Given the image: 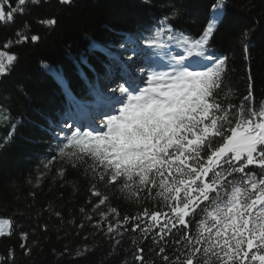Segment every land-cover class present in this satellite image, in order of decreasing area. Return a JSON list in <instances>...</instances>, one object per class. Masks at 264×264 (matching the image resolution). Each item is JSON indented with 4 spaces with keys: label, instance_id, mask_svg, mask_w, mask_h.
<instances>
[{
    "label": "snow or ice",
    "instance_id": "obj_1",
    "mask_svg": "<svg viewBox=\"0 0 264 264\" xmlns=\"http://www.w3.org/2000/svg\"><path fill=\"white\" fill-rule=\"evenodd\" d=\"M40 2L16 0L13 6L12 0H0V25L13 23L26 5ZM223 3L214 6L198 38L178 33L165 16L144 39L162 48L174 43L183 52L169 55L158 68L139 69L140 77L125 81L127 86L117 83L110 111L98 123H63L58 155L43 164L37 177L39 186L59 163L55 178L75 189L66 173L76 171L88 193L78 209L83 218L78 227L106 236L113 252L130 239L131 260L122 264H264V101L252 92L250 67L246 94L233 92L228 57L208 51L222 23ZM40 23L51 28L57 20ZM18 36L20 41L41 39ZM248 38L247 32L238 37L245 51ZM92 47L99 45L93 42ZM16 60L15 54L0 51V77ZM54 74L69 104L86 107L63 75ZM120 204L134 210L122 214ZM51 211L63 219L59 210ZM12 231L13 221L0 219V237ZM28 237L20 233L26 253L31 252ZM88 250L84 245L78 254Z\"/></svg>",
    "mask_w": 264,
    "mask_h": 264
},
{
    "label": "trees",
    "instance_id": "obj_2",
    "mask_svg": "<svg viewBox=\"0 0 264 264\" xmlns=\"http://www.w3.org/2000/svg\"><path fill=\"white\" fill-rule=\"evenodd\" d=\"M218 3L220 0H73L61 4L41 0L39 5H26L13 23L0 25V51L17 56L8 74L0 77V107L5 110L0 116L7 117L0 118V219L13 221L12 235L0 237V264H122L125 258L131 260L130 239L113 252L106 236L90 227L79 229L83 218L78 209L88 193L75 170L66 173L68 180L75 181V189L55 178L59 163L53 164L37 186L43 164L58 155L60 126L76 108L69 104L65 86L54 73L63 75L78 100L91 99L90 87L104 76L118 46L130 39L149 46L144 38L165 16L175 31L198 38ZM12 4L16 6V0ZM52 17L57 20L54 27L40 23ZM243 32L249 34L247 51L238 40ZM18 33L41 39L20 41ZM93 42L99 47H92ZM156 48L183 51L174 43ZM208 51L228 57L227 76L233 92L246 94L250 67L252 92L256 100L264 101V0H224L222 23L209 39ZM119 207L122 214L134 210L127 204ZM52 208L63 219L53 215ZM21 232L29 233L30 253L20 246ZM84 245L89 250L78 254Z\"/></svg>",
    "mask_w": 264,
    "mask_h": 264
},
{
    "label": "bare ground",
    "instance_id": "obj_3",
    "mask_svg": "<svg viewBox=\"0 0 264 264\" xmlns=\"http://www.w3.org/2000/svg\"><path fill=\"white\" fill-rule=\"evenodd\" d=\"M137 52H139V49H137L135 53L132 52L130 49H126L120 53V54H125L126 59L117 61L114 64V67L110 70V73L113 75V80L118 81V83H123V81L125 82V81L137 80L140 77L139 69L145 68V69L151 70L153 68H158L160 65H163L162 63H159V64L154 63L149 57H144L141 60L138 58H134ZM129 56L132 57L131 60L128 59ZM109 83L110 82L106 83L105 86H107V84ZM104 87L102 88V92L104 90ZM100 96L101 98H103L101 94ZM106 104L108 103L103 102V103H100L99 105H95L92 108L93 113L95 112V116H100L104 113L103 109L106 107Z\"/></svg>",
    "mask_w": 264,
    "mask_h": 264
},
{
    "label": "rangeland",
    "instance_id": "obj_4",
    "mask_svg": "<svg viewBox=\"0 0 264 264\" xmlns=\"http://www.w3.org/2000/svg\"><path fill=\"white\" fill-rule=\"evenodd\" d=\"M130 41H132V42H130ZM130 41L127 42L125 45H123V47L120 46L118 50L124 51L126 49H130L133 52V49H135V51H137V49H139V52H137L135 54L134 58H138V59L141 60L144 57H149L154 63H157V64H159V63L165 64V63H167V61L169 59V55H175L176 53L182 52V51H161V50H157L154 46H150V47L149 46H144L138 40H135V41L134 40H130ZM162 52H169V53L162 54ZM122 59H126V58L121 55L119 57V60H122ZM137 75H138V73H137ZM117 83H118V81H117ZM121 84H125V82H123ZM125 86H126V84H125ZM141 86H143V85H141ZM104 91H105V95H103V98L102 99L100 97H99V99L97 98L98 99L97 100V105H99L100 103H103V102L108 103V104H106V107L103 109V112L105 113V112L110 111L109 103H110V100H111L112 89L108 87ZM85 114H87L88 119L83 121V123L79 122L80 124H83V125L87 124L88 125V124H91L93 121L99 122V120H96L93 117V115L89 116L88 113H86V112H85ZM103 114L98 116L99 118H97V119L102 118Z\"/></svg>",
    "mask_w": 264,
    "mask_h": 264
}]
</instances>
